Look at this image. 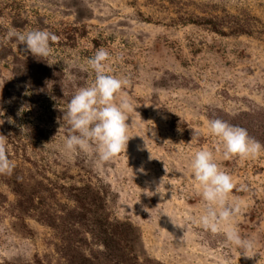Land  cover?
Wrapping results in <instances>:
<instances>
[{"label": "rangeland", "instance_id": "rangeland-1", "mask_svg": "<svg viewBox=\"0 0 264 264\" xmlns=\"http://www.w3.org/2000/svg\"><path fill=\"white\" fill-rule=\"evenodd\" d=\"M34 29L59 37L44 61L9 37ZM101 47L106 73L130 80L117 102L126 96L133 108L127 149L107 164L67 153L62 120L78 88L93 83L87 60ZM30 57L54 77L33 73ZM216 111H264V0H0V134L15 165L0 175V264H68V242L116 264L102 255L90 215L63 222L78 213L73 196L84 187L109 222L129 225L125 252L135 264H264V152L225 160L208 130ZM201 148L233 178V223L256 241L254 258L198 222L190 162Z\"/></svg>", "mask_w": 264, "mask_h": 264}, {"label": "clouds", "instance_id": "clouds-1", "mask_svg": "<svg viewBox=\"0 0 264 264\" xmlns=\"http://www.w3.org/2000/svg\"><path fill=\"white\" fill-rule=\"evenodd\" d=\"M9 37L24 45L25 53L42 61L50 56L52 44L59 39L47 29L13 30ZM109 60L110 53L103 47L88 58L87 64L95 73V79L90 85L78 88L62 116L68 126L64 138L65 151L85 154L98 164H107L126 151L130 140V126L126 121L128 113L133 110L132 104L126 96L117 102V97L130 80L107 74ZM208 130L220 142L225 160L255 159L264 152V144L250 136L247 129L223 119H210ZM7 140L0 134V175L11 176L15 165L7 155ZM149 158L152 159L151 155ZM190 168L202 199L203 212L198 221L202 229L213 235L222 234L226 243L241 250L243 257L254 258L256 241L242 237L233 223L241 213V205L238 201L230 202L235 187L232 176L216 162L214 152L206 148L195 152ZM225 264H230V261L226 260Z\"/></svg>", "mask_w": 264, "mask_h": 264}, {"label": "trees", "instance_id": "trees-1", "mask_svg": "<svg viewBox=\"0 0 264 264\" xmlns=\"http://www.w3.org/2000/svg\"><path fill=\"white\" fill-rule=\"evenodd\" d=\"M202 22L210 24L214 32H221L211 20L205 19ZM25 64L29 65L31 71L35 74H42L49 79L54 77L46 65L42 66L41 62L32 57ZM216 118L247 129L250 136L264 144V111L243 112L235 116H229L223 112L216 111L215 115L208 117L209 120ZM89 191L88 187L77 189V193L73 197L79 211L76 213L75 210H72L68 218L63 222H80L90 215L91 217H89L92 218L94 226L99 229L97 231L102 234L100 241L104 248L107 249V254L103 253L102 255H106L110 259H117V262L115 261L116 264H135V262H131V259H128L127 252H125V246L129 242L128 235L131 232L129 225L109 222L107 214H103V200L96 195L97 193L94 197H91L94 194L89 193ZM24 200L31 199L25 198L22 201ZM53 224L51 223V226H55ZM68 244V264H97V262H94L83 253L76 251L77 248L72 247L71 242H68ZM93 258L96 260L97 256L93 255Z\"/></svg>", "mask_w": 264, "mask_h": 264}]
</instances>
